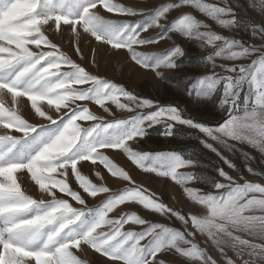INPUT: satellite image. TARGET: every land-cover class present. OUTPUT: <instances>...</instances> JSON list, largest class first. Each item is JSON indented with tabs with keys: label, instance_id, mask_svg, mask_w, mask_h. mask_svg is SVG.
Returning <instances> with one entry per match:
<instances>
[{
	"label": "snow or ice",
	"instance_id": "snow-or-ice-1",
	"mask_svg": "<svg viewBox=\"0 0 264 264\" xmlns=\"http://www.w3.org/2000/svg\"><path fill=\"white\" fill-rule=\"evenodd\" d=\"M186 5L225 28L243 26L264 41V23L249 24L243 17L237 18L227 0L223 6L203 0H173L152 7L120 0L0 3V264H87L76 255L77 251L83 253L82 246L101 253L112 264H165L158 254L169 250L199 264H216L195 241L197 233L215 242L226 264L235 261L225 248L235 251L243 264H249L243 260L245 255L264 261V243L253 242L264 240V183L235 178L221 167L211 178L181 171L195 167L198 160L176 151L148 152L133 147L156 125L163 126V136L175 135L176 126L184 125L229 152L237 150L236 144L230 143L236 141L264 156V43L255 45L203 32L201 28L207 26L189 13L163 22L170 12ZM250 6L264 16V0H252ZM108 14L119 18L111 19ZM154 28L159 31L150 34ZM174 31L213 48L203 58L211 71L195 78L188 91L195 97L218 96L225 113L222 122L210 125L190 116L181 105H165L134 94L93 74L49 38L71 33L78 55L80 40L94 38L109 51L124 50L142 68L162 75V67H177V58L184 55L181 47L151 54L138 48L170 39ZM95 51L92 49L93 63ZM217 58L250 63L218 64ZM81 102H94L109 114L111 102L132 114L109 120ZM201 142L229 167H235L213 144ZM108 150H120L144 172L183 185L186 196L201 211L185 213L163 202L138 184L130 171L114 163L106 154ZM241 154L249 173L264 176L250 165V154ZM85 162L93 168L102 165L123 186L110 187L101 171L95 172L98 182H93L83 173ZM25 176L37 186L36 197L22 188ZM196 180L209 190L188 186ZM88 198H100L99 203L89 205ZM128 204L174 217L183 230L145 219L134 211L110 217ZM125 225L143 227L124 230ZM241 233L253 239H244Z\"/></svg>",
	"mask_w": 264,
	"mask_h": 264
},
{
	"label": "rangeland",
	"instance_id": "rangeland-1",
	"mask_svg": "<svg viewBox=\"0 0 264 264\" xmlns=\"http://www.w3.org/2000/svg\"><path fill=\"white\" fill-rule=\"evenodd\" d=\"M2 2L3 0H0V3ZM120 2L128 3L137 7H152L161 3L173 2V0H120ZM203 2L223 6L224 0H203ZM227 3L234 8L237 13V18L243 17L246 23H264V16L261 15L259 9L250 6L252 0H227ZM237 4L240 5V7H237ZM181 13H189L206 25L207 27L201 28V31L203 32L212 31L216 34L232 37L240 41H248L255 45L264 43V41L259 40L257 37H254L250 35L249 32L245 31L243 26L233 27L231 29L225 28L216 20L212 19L207 14L200 12L197 8L191 5L182 6L179 9L173 10L169 13L167 21L163 22L167 23L172 21ZM108 17L111 19L119 18L114 14H108ZM157 31H159V29H151L150 34ZM170 36V39L166 38L159 42L138 48V51L151 54L162 52L173 46L181 47L184 55L177 58V67H162L160 69L162 75H157L154 70L142 68L136 62L132 61L128 53L124 50L109 51L108 47H102L99 42L94 40V38L85 37L80 40V55L75 51V38L71 33L66 32L62 36L59 34L50 35L49 38L52 39L53 42L59 44L63 51L71 56L77 63H80L89 71L93 72V74H99L106 79L121 84L129 91H133L134 94L156 100L165 105H181L186 109L190 116L210 125L222 122V117H224L225 113L219 104L218 96L214 95L211 98H201L195 97L194 94H189L188 91L190 85L194 83L195 78L208 74L211 71V68L206 66L203 58L210 54L213 51V48L211 46L202 47L196 37H186L175 31L172 32ZM92 49L96 50L95 63H93ZM216 62L218 64L231 65L233 63H250V60L233 61L217 58ZM216 71L219 72L220 69H217ZM88 107L92 112L109 120L112 119L113 116L124 118L132 114L126 110L119 109L111 102H108V108L111 114L105 112L103 108L96 105L94 102L88 103ZM145 111H147V109ZM84 123L87 124L90 122ZM162 128V125H156L154 128L149 129V134L141 140L139 144H133L134 149L148 152L176 151L182 156H192L198 160L195 167H187L181 169V171L199 172L202 175L211 178L216 175L215 169L221 167L235 178H240L242 176L251 182L264 183V176L259 174L253 175L247 171L245 166L246 161L241 154L242 152L250 154L252 157L250 165L259 172H264V156H262L256 148L251 147L248 144H240L236 141H230V143L236 144L237 150L235 152H229L216 141L205 136L203 133H199L197 129H191L184 125H177L175 135L163 136L160 134ZM197 136L200 138L197 139ZM202 140H206L208 143L213 144L221 155L232 161V164L235 165V167H229L225 164L216 152H213L201 142ZM106 154L109 155L114 163H117L124 167L125 170L130 171L138 184H141L148 190V192L153 193L163 202L176 208L178 211L185 213L201 211L199 206L186 196L184 186L173 181L170 177H162L158 173L144 172L120 150H108ZM96 171L102 172L106 183H108L110 187L115 189L123 186V183L120 182L118 178L111 177L110 173H108L102 165L98 168H93L90 162L84 163L83 173L88 176L89 179H92L93 182H98V177L95 175ZM21 186L28 192V194L33 195L34 197L37 196L38 188L34 185V182L30 181L29 177L25 176L23 178ZM188 186L201 188L206 191L209 190L208 186L199 180L189 183ZM99 199L100 198H88V204H97L99 203ZM127 211L137 212L145 219L167 224L183 230L181 223L174 217L153 213L138 204L121 205L115 213H110L109 215L110 217L118 216L121 212ZM141 227L143 226L125 225L124 230L139 231ZM188 230L194 231V229L191 228ZM240 235L244 239H253L246 234L241 233ZM194 239L200 247L207 250L209 255L216 261V264H226L225 259L215 246L214 241L206 235L199 233L196 234ZM253 242L260 244L264 243V240L253 239ZM82 248L83 253L77 251L76 255L81 260L86 261L87 264H112L107 257H104L101 253H97L94 249H91L88 246H82ZM224 251L227 253L228 257L235 261V264H243L241 258L237 256L235 251L230 248H225ZM158 259L165 261V264H199L198 260L185 258L174 250L158 254ZM243 260H248L249 264H264V261L256 256L245 255Z\"/></svg>",
	"mask_w": 264,
	"mask_h": 264
}]
</instances>
